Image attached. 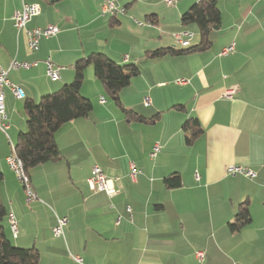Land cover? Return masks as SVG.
<instances>
[{"label":"crops","instance_id":"obj_1","mask_svg":"<svg viewBox=\"0 0 264 264\" xmlns=\"http://www.w3.org/2000/svg\"><path fill=\"white\" fill-rule=\"evenodd\" d=\"M195 1L116 0L124 12L110 16L101 13L102 0H0V65L24 93L16 98L4 88L8 127L0 130V202L13 213L18 233L12 235L7 214L3 228L13 245L39 251L38 264H78L70 254L85 264H264V0H216L221 20L207 49L149 57L161 47H183L176 32L192 33L187 46L197 43L196 24L180 20ZM23 2L40 6L27 28L58 27L36 51L11 19ZM230 43L234 51L220 55ZM91 52L136 65L138 75L119 91L121 104L158 117L152 123L130 118L88 66L80 91L93 108L57 130L61 157L29 170L36 199L27 202L6 161L26 129L24 101L69 83L75 62ZM47 58L61 67L57 80L46 75ZM13 59L36 64L9 68ZM179 78L188 82L178 84ZM228 88H235L231 98L222 96ZM191 117L202 133L187 144L182 124ZM154 143L160 149L150 157ZM129 162L139 170L135 180ZM94 164L117 193L90 189L86 179ZM230 164L256 175L230 177ZM171 174L180 175L179 187L166 186ZM242 202L251 220L231 232L228 222ZM56 216L67 217L63 237L52 232Z\"/></svg>","mask_w":264,"mask_h":264},{"label":"trees","instance_id":"obj_2","mask_svg":"<svg viewBox=\"0 0 264 264\" xmlns=\"http://www.w3.org/2000/svg\"><path fill=\"white\" fill-rule=\"evenodd\" d=\"M181 23L196 24L199 39L197 43L185 47H161L148 51L149 57L162 55L189 54L203 51L211 45L210 32L220 25L221 13L216 0H197L181 15ZM91 66L94 76L102 84L105 93L132 119L152 123L158 117H143L131 110H125L119 99V91L138 75L139 70L134 64H118L102 52H91L79 58L74 64L73 79L63 84L56 91L42 95L38 100L26 99L23 111L26 119V129L17 135L13 153L22 161L24 170L29 172L33 167L59 158L60 151L55 142V133L66 122L87 117L93 108L90 99L81 94V85L85 77V69ZM175 107L181 108L182 105ZM182 128L187 135L185 141H192L201 135L202 128L197 118H187ZM0 173V181L2 180ZM167 187H179L181 177L171 174L164 179ZM7 212L0 202V264H38L39 251L34 248H24L13 245L5 236L3 220ZM251 220L247 202H242L237 208L233 221L228 222L231 232L238 231Z\"/></svg>","mask_w":264,"mask_h":264},{"label":"built area","instance_id":"obj_3","mask_svg":"<svg viewBox=\"0 0 264 264\" xmlns=\"http://www.w3.org/2000/svg\"><path fill=\"white\" fill-rule=\"evenodd\" d=\"M116 0H102L100 4V11L102 14H108L110 16H115V14L124 12L123 8H118L115 3ZM167 5H172L176 0H164ZM40 6L37 3H27L23 2L21 7L15 10L11 16L13 25L18 30H24L27 39V47L30 51H36L39 48V42L41 38H49L54 36L58 32V27L53 24H48L43 27L34 26L32 28H27V23L39 14ZM138 24H142L141 22H137ZM177 43L182 45L183 47L189 44L188 39L192 36V33L188 31H180L173 34ZM234 51V43H230L227 46H224L220 55H227ZM36 62L27 63L17 61L15 59L11 60L9 68L18 69V68H29L32 65H35ZM46 65V75L51 80H57L59 78V71L61 69L60 66L55 65L49 58L45 60ZM8 70L3 68L0 65V130L5 131L8 127L6 122V112L4 105V88L5 86L10 87L13 95L16 98H23L24 93L19 86H16L9 82L7 79ZM178 84H185L188 82L185 78H179L176 80ZM235 92V88H228L223 91L222 96L225 98H231ZM104 98H100V102H103ZM150 103V99L146 96L143 99V104L146 106ZM160 149V144L154 143L152 149L149 153L150 157L156 155V153ZM7 164L11 170L16 174L18 180L21 182L25 200L27 202H31L36 199V194L33 190V186L31 184L28 173L24 170L22 161L15 155V153L10 154L6 158ZM139 172L138 168L135 166L133 162H129V176L132 180H135L137 173ZM226 174L230 177H234L236 175H244L249 178H252L256 175V172L252 169L230 164L226 167ZM87 184L89 185L92 191H101L105 194L112 196L117 193L116 188L112 184V180L108 178L102 169L94 164L91 168L90 175L86 179ZM129 211V207H127ZM9 228L13 236H16L18 233V227L16 219L13 213L9 212L7 214ZM67 223V217L65 216H56V224L52 227V232L55 236H64V226ZM71 258L77 262L78 264H85L80 256L70 254ZM196 256L199 260L203 258V252H196Z\"/></svg>","mask_w":264,"mask_h":264}]
</instances>
